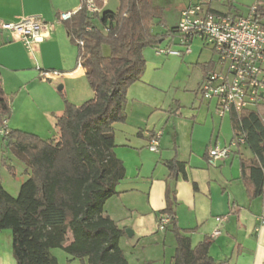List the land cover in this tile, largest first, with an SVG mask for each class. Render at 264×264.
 <instances>
[{
    "label": "crops",
    "instance_id": "0c3cea01",
    "mask_svg": "<svg viewBox=\"0 0 264 264\" xmlns=\"http://www.w3.org/2000/svg\"><path fill=\"white\" fill-rule=\"evenodd\" d=\"M105 1L101 0L100 13L106 8ZM80 4V0H0V25L29 18H39L44 23L43 41L29 48L0 30L1 87L6 95L16 96L11 119L3 120L1 137L11 127L42 140H50L53 134L51 139L57 140L58 132L51 134L45 128L56 129L55 118L64 107L60 91L75 106L94 98L78 64V52L69 41L64 23L59 21V15L76 13ZM215 5L230 10L217 3L212 7L216 11L226 12ZM234 11L242 14L236 8ZM157 22L154 20V33L175 28L159 31ZM211 62L198 65L195 86H183L182 93L152 84L154 80L148 72L126 93L125 121L113 125V153L122 163L125 176L116 187L117 194L105 203L104 215L124 232L119 247L128 264H172L176 241L171 226L158 230L167 193L177 227L192 231L188 234L192 247L208 239V255L216 263L264 264V226L260 224L264 219V183L263 194L251 199L239 165L240 159L252 158L251 153L242 144L223 160H213L207 154L210 148L224 147L232 141L229 114L219 117L216 101L206 102L200 95L209 69L204 72L202 66ZM40 71L57 72L59 76L43 80ZM59 86L61 90H56ZM41 97L43 105L38 107L36 99ZM23 104L25 109L21 108ZM30 104L43 112L46 124H24V111ZM24 127L35 130L26 131ZM155 133L160 134L159 147L157 152H151L149 141ZM171 160L184 166L185 176L169 178L167 163ZM126 229L132 231L131 237L125 234ZM3 235L0 231V238ZM53 256L56 258L55 253ZM64 259L69 264H81L77 259ZM0 264H15L12 251L3 249L1 243Z\"/></svg>",
    "mask_w": 264,
    "mask_h": 264
},
{
    "label": "trees",
    "instance_id": "16d2710c",
    "mask_svg": "<svg viewBox=\"0 0 264 264\" xmlns=\"http://www.w3.org/2000/svg\"><path fill=\"white\" fill-rule=\"evenodd\" d=\"M80 3L63 23L69 41L78 48V64L94 98L75 106L60 91L64 107L55 118L57 140H42L20 130L2 135L27 176L15 198L3 190L0 178V231L11 233L15 264H58L51 254L56 249L81 264H128L119 247L124 232L104 215L105 203L117 194L125 176L113 153V125L125 121L126 93L145 70L144 49L157 47L174 28L153 32L154 20L163 24L162 9L154 0H119L116 12L104 10L91 16L84 0ZM95 4L102 8L101 0ZM103 47L108 48L107 55ZM210 66L202 69L205 72ZM10 100L0 82V129L11 116ZM229 117L232 140L242 138L252 155L240 159L239 165L247 194L256 198L263 194L264 183V104L241 113L232 111ZM3 165L15 176L12 166L5 161ZM167 169L170 179L185 176L184 166L176 160L169 161ZM166 199L160 214L168 217L176 241L172 264H224L209 257L208 239L191 246L192 231L177 227L169 193Z\"/></svg>",
    "mask_w": 264,
    "mask_h": 264
},
{
    "label": "built area",
    "instance_id": "2783aa9c",
    "mask_svg": "<svg viewBox=\"0 0 264 264\" xmlns=\"http://www.w3.org/2000/svg\"><path fill=\"white\" fill-rule=\"evenodd\" d=\"M89 16L98 12L95 0H84ZM229 7V11H216L214 4ZM235 6L231 0H188L182 9L173 31L166 37L165 49L155 47L156 55L181 57L191 52L195 40L212 49L215 60L211 62L200 86V95L206 102L216 101V114L224 117L234 111L241 113L264 104V7L255 3L245 14L231 13ZM72 13L59 15V21H67ZM44 23L39 18L22 19L15 23H3L0 30L9 33L13 41L25 47L44 39ZM88 30V29H87ZM82 46L81 41H77ZM177 45L180 51L171 50ZM59 76L57 72L40 71L43 80ZM160 134L150 137L148 149L157 152ZM242 138L232 140L227 146L208 150L211 159H226ZM216 221H221L216 219ZM264 226V219L260 221ZM169 219L162 216L158 230L163 231ZM218 231L214 233L217 235Z\"/></svg>",
    "mask_w": 264,
    "mask_h": 264
},
{
    "label": "rangeland",
    "instance_id": "374dc122",
    "mask_svg": "<svg viewBox=\"0 0 264 264\" xmlns=\"http://www.w3.org/2000/svg\"><path fill=\"white\" fill-rule=\"evenodd\" d=\"M232 4L235 6L236 10L239 13L245 14L247 8L251 7L255 3H261L264 6V0H231ZM154 4L162 9V22L163 24H157L158 30L161 31V28H172L176 27L179 15L181 10L188 4V0H154ZM105 10L116 12L119 8V0H106L105 1ZM219 10L227 11L223 7L219 5H215ZM231 13H235L236 11L231 10ZM95 25H98V20H93ZM202 42L195 40L190 46L191 52L187 55H183L181 57H174L168 55H156L154 47H146L143 51V56L146 60L144 73L148 72L153 77V83L156 86L163 88L164 90H168L169 88L173 91L177 89L178 93H182L183 86H195L196 80L199 78L200 67L198 65L202 63H207L209 61H214L215 56L211 52V47L208 45L202 46ZM167 39L162 40L157 47L161 49H165L168 46ZM76 50L78 49L76 45H74ZM171 50L180 51V47L174 45L171 47ZM103 54L107 55L109 50L107 47L102 48ZM143 73V74H144ZM58 88L56 87V90ZM16 96H10V107L11 112H13V102ZM44 98L36 99L38 107L43 105ZM30 108L28 111H24V115L27 116L25 120H23L24 124H29L34 122L36 126L37 124H46L44 123V115L43 112H39L36 109V105L30 104ZM20 107V104H18ZM22 109H25V105L21 106ZM12 116V113H11ZM10 116V117H11ZM9 117V119H11ZM16 117V116H15ZM44 117V119H43ZM8 119V120H9ZM15 120V118H14ZM12 120V121H14ZM29 126V125H26ZM25 128V127H24ZM32 128V129H30ZM16 128L10 127L9 130H13ZM26 131L35 130V127H27ZM24 130V129H22ZM45 131H51V134L57 132V130L53 127L48 129L46 126ZM49 136V135H48ZM53 136V134L51 135ZM50 136V140L52 137ZM48 138V137H47ZM3 161L6 162L7 165L12 166L15 169V176H11L7 169L3 165ZM24 167L20 162H18L15 157L12 155L11 151H9L6 145L2 141V137L0 136V178L2 183L3 190L11 197L15 198L18 196L21 185L23 182L27 180V176L24 175L23 172ZM4 234L2 238H0V243L8 252H11V233L9 230H3ZM58 258L60 264H69L65 261L64 258H71L63 251L56 249L52 250L51 254ZM77 262V261H76Z\"/></svg>",
    "mask_w": 264,
    "mask_h": 264
},
{
    "label": "water",
    "instance_id": "95a60500",
    "mask_svg": "<svg viewBox=\"0 0 264 264\" xmlns=\"http://www.w3.org/2000/svg\"><path fill=\"white\" fill-rule=\"evenodd\" d=\"M61 86L58 87V90H61ZM125 234L128 236V237H131L132 236V231H130L129 229H126L125 230Z\"/></svg>",
    "mask_w": 264,
    "mask_h": 264
}]
</instances>
